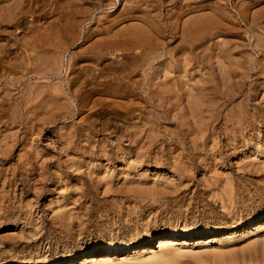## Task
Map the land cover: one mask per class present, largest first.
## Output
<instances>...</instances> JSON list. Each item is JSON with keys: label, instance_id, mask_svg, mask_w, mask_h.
I'll list each match as a JSON object with an SVG mask.
<instances>
[{"label": "rangeland", "instance_id": "obj_1", "mask_svg": "<svg viewBox=\"0 0 264 264\" xmlns=\"http://www.w3.org/2000/svg\"><path fill=\"white\" fill-rule=\"evenodd\" d=\"M27 1L0 11V264H264V0Z\"/></svg>", "mask_w": 264, "mask_h": 264}, {"label": "bare ground", "instance_id": "obj_2", "mask_svg": "<svg viewBox=\"0 0 264 264\" xmlns=\"http://www.w3.org/2000/svg\"><path fill=\"white\" fill-rule=\"evenodd\" d=\"M43 1V0H42ZM0 2H2L1 4H0V11H4V13L5 12H7L8 13V16L6 17V19L10 22L11 20L13 21V20H16V22H19L20 24L21 23H25V25L27 24L26 22H27V18H26V15H27V13H28V9H29V4H28V1L27 0H0ZM32 2V1H31ZM128 2V1H127ZM29 3H30V1H29ZM31 7V6H30ZM8 10V11H7ZM30 10V9H29ZM3 13V14H4ZM1 14V13H0ZM6 14V13H5ZM2 16V15H1ZM0 16V17H1ZM43 16V15H42ZM3 20V19H2ZM6 21V20H5ZM1 24V23H0ZM15 24V23H14ZM17 24V23H16ZM23 25V24H22ZM25 25H24V27H25ZM158 25H156V23L154 22V21H149L148 20V24H146V28H145V30L146 31H152L153 33H159L160 32V28H158L157 27ZM171 26H173V24H170L169 26H167V31H168V33H171V31L174 29L173 27L171 28ZM138 27V26H137ZM136 28V27H135ZM144 28V27H143ZM143 28H140L141 30H143ZM134 29V28H133ZM134 31V30H133ZM135 32H138V31H136V29H135ZM173 32V31H172ZM57 33V32H56ZM145 33V32H144ZM58 34H59V31H58ZM112 34H114L115 35V33L113 32ZM147 34V33H146ZM60 35V34H59ZM110 35V34H109ZM114 35H113V37H114ZM140 35H141V32H140ZM142 35H143V33H142ZM141 35V36H142ZM149 35V34H148ZM118 36V35H117ZM144 37V36H143ZM146 37V36H145ZM151 38V37H150ZM136 39H138V38H136ZM145 39V38H144ZM144 39H142V40H144ZM147 39V38H146ZM145 39V40H146ZM57 40H58V38H57ZM141 40V39H140ZM139 40V41H140ZM141 40V41H142ZM55 42V41H54ZM136 42V41H135ZM144 42V41H143ZM146 42V41H145ZM144 42V43H145ZM110 43V42H109ZM137 43V42H136ZM144 43H141V44H144ZM153 43H155V42H153ZM111 44V43H110ZM133 44H135V43H133ZM157 44V43H156ZM159 44V43H158ZM137 45V44H136ZM145 45V44H144ZM147 45H150V43L149 44H147ZM139 46V45H138ZM151 46V45H150ZM154 47H155V44L153 45ZM193 46V45H192ZM149 47V46H148ZM156 47H157V45H156ZM140 48V47H139ZM55 49V48H54ZM135 49H137V48H135ZM142 49V48H141ZM154 49H156V48H154ZM138 50V49H137ZM145 50V49H144ZM141 51V50H140ZM139 50H138V53L139 54H137V55H135V57L134 58H132V62H131V64H132V66H133V70H136V69H139V71H140V69L141 68H143V66L144 65H146V64H149L150 65V61H152V60H155V58H158V57H160V55H158V57H157V55H155L156 53L154 52V50L152 51V50H150V51H141L140 52ZM58 54V53H57ZM164 54H166V53H164ZM100 56V55H99ZM98 56V57H99ZM162 56V55H161ZM162 59V58H161ZM163 60V59H162ZM44 62V61H43ZM154 62V61H153ZM45 64V63H44ZM130 64V63H129ZM151 64H152V62H151ZM41 65V64H40ZM131 66V65H130ZM51 67V66H50ZM56 67H57V65H56ZM55 67V68H56ZM37 69V68H36ZM168 69V68H167ZM50 70H52V69H50ZM53 71V70H52ZM123 72V71H122ZM135 72V71H134ZM142 77H143V79L142 80H144L145 81V79L147 80V78H148V75H149V73H144L145 72V70H142ZM131 72H129V74L127 73V75H126V77H127V79H129L130 78V76L132 75V73L130 74ZM166 73V72H165ZM115 74V73H114ZM114 74H112V75H114ZM167 74V73H166ZM119 76L121 75V74H118ZM118 75H116L117 77H119ZM151 75H152V77H150L148 80H147V83H149L148 84V86H152L151 84H158V83H155V82H153L154 80L153 79H155V73L153 72V73H151ZM165 75V74H164ZM115 76V75H114ZM124 76H125V74H124ZM166 76V75H165ZM167 76H168V74H167ZM166 76V77H167ZM110 77V76H109ZM112 77V76H111ZM115 78V77H114ZM121 78H122V80H123V76H121ZM110 79H112V78H110ZM118 79H120V78H117V80ZM166 79V78H165ZM114 80H116V79H114ZM141 80V81H142ZM124 81V80H123ZM122 81H120V83H121ZM140 82V81H139ZM151 83V84H150ZM119 84V83H118ZM122 84V83H121ZM166 84H167V82L166 81H162L161 82V85L162 86H166ZM92 85V84H91ZM114 85V84H113ZM136 85H137V87L138 86H140L139 85V83H136ZM118 87V86H117ZM134 87V86H133ZM113 88V87H112ZM166 88V87H165ZM164 88V89H165ZM117 89V88H116ZM130 90V89H129ZM132 90H130L129 92L130 93H132V94H135V92H131ZM134 91V90H133ZM136 91V90H135ZM150 91V90H149ZM148 92V91H147ZM189 93V92H188ZM149 94V93H148ZM148 96V95H147ZM216 231V230H215ZM206 232V231H205ZM160 241V240H159ZM167 242V241H166ZM160 243V245L162 244V246H163V244H164V242H162V241H160L159 242ZM88 258V257H87ZM86 259V258H85ZM84 259V260H85ZM89 259V258H88ZM90 259H92V258H90ZM160 259V258H159ZM97 260V259H96ZM87 261V260H86Z\"/></svg>", "mask_w": 264, "mask_h": 264}]
</instances>
